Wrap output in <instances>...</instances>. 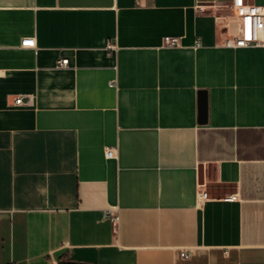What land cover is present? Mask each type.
<instances>
[{"label":"crops","instance_id":"0c3cea01","mask_svg":"<svg viewBox=\"0 0 264 264\" xmlns=\"http://www.w3.org/2000/svg\"><path fill=\"white\" fill-rule=\"evenodd\" d=\"M243 27L233 0H0V264H264Z\"/></svg>","mask_w":264,"mask_h":264},{"label":"built area","instance_id":"2783aa9c","mask_svg":"<svg viewBox=\"0 0 264 264\" xmlns=\"http://www.w3.org/2000/svg\"><path fill=\"white\" fill-rule=\"evenodd\" d=\"M233 6L237 15L244 20V27L240 34L232 36L226 40V46L245 47L252 43L264 44V4L260 6H250L244 4L242 0H233ZM163 44L165 46L175 47L180 45V40L177 36L169 35L163 38ZM22 45L35 46V40L34 38H24L22 40ZM196 45L200 46L201 42L198 40ZM109 47L115 48V45L110 44ZM61 64L67 65L68 59H62ZM22 101L23 98L21 96L16 98V103H21ZM106 155L109 158L114 157V148H107ZM201 187L202 185L199 184V189ZM199 194L202 198L207 197V192L202 188L200 189ZM107 215L110 217L116 230L119 225V215L112 211V209L108 210ZM181 256L187 258L190 254L183 250L181 251Z\"/></svg>","mask_w":264,"mask_h":264},{"label":"water","instance_id":"95a60500","mask_svg":"<svg viewBox=\"0 0 264 264\" xmlns=\"http://www.w3.org/2000/svg\"><path fill=\"white\" fill-rule=\"evenodd\" d=\"M202 109L204 110V112L206 111V107H207V102H206V98L204 97V99L202 100L201 103Z\"/></svg>","mask_w":264,"mask_h":264}]
</instances>
